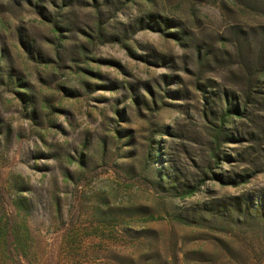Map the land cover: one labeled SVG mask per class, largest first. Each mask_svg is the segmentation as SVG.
<instances>
[{"label":"rangeland","instance_id":"1","mask_svg":"<svg viewBox=\"0 0 264 264\" xmlns=\"http://www.w3.org/2000/svg\"><path fill=\"white\" fill-rule=\"evenodd\" d=\"M0 233V264H264V0H0Z\"/></svg>","mask_w":264,"mask_h":264},{"label":"trees","instance_id":"2","mask_svg":"<svg viewBox=\"0 0 264 264\" xmlns=\"http://www.w3.org/2000/svg\"><path fill=\"white\" fill-rule=\"evenodd\" d=\"M234 112H238V109L235 108V109H234ZM219 135H220V134H219ZM219 135H218V136H219ZM17 204H18L20 207H22L23 209H26V211H27V205L25 204V202H24L23 200H19ZM4 237H5V234L0 233V238H3V239H2L3 241H5Z\"/></svg>","mask_w":264,"mask_h":264}]
</instances>
